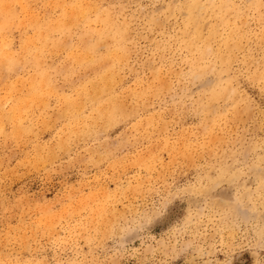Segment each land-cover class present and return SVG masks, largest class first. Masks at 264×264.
I'll list each match as a JSON object with an SVG mask.
<instances>
[{"label":"rangeland","instance_id":"rangeland-1","mask_svg":"<svg viewBox=\"0 0 264 264\" xmlns=\"http://www.w3.org/2000/svg\"><path fill=\"white\" fill-rule=\"evenodd\" d=\"M0 264H264V0H0Z\"/></svg>","mask_w":264,"mask_h":264},{"label":"bare ground","instance_id":"bare-ground-1","mask_svg":"<svg viewBox=\"0 0 264 264\" xmlns=\"http://www.w3.org/2000/svg\"><path fill=\"white\" fill-rule=\"evenodd\" d=\"M67 22H68V21H67ZM2 54H3V53H2ZM3 55H4V54H3ZM4 60H5V59H4ZM98 65H99V64H98ZM17 68H18V67H17ZM15 74H16V73H15ZM78 77H79V76H78ZM74 78H75V77H74ZM74 80H75V79H74ZM153 85H154V84H153ZM153 85H152V86H153ZM154 86H155V85H154ZM19 90H20V89H19ZM20 114H21V113H20ZM16 118H17V117H16ZM18 136H19V135H18Z\"/></svg>","mask_w":264,"mask_h":264}]
</instances>
